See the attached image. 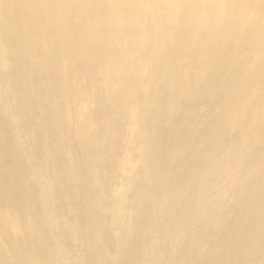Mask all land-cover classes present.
<instances>
[{"label":"bare ground","instance_id":"6f19581e","mask_svg":"<svg viewBox=\"0 0 264 264\" xmlns=\"http://www.w3.org/2000/svg\"><path fill=\"white\" fill-rule=\"evenodd\" d=\"M0 264H264V0H0Z\"/></svg>","mask_w":264,"mask_h":264},{"label":"rangeland","instance_id":"374dc122","mask_svg":"<svg viewBox=\"0 0 264 264\" xmlns=\"http://www.w3.org/2000/svg\"><path fill=\"white\" fill-rule=\"evenodd\" d=\"M231 204V205H230ZM226 205V206H225ZM224 205V207L220 210V214L221 215H226L227 211L229 212V210L231 209V207L233 206L232 200L227 201V203ZM226 207V208H225ZM224 209V210H223ZM224 211V212H222ZM222 212V213H221ZM234 218H231V221H233Z\"/></svg>","mask_w":264,"mask_h":264}]
</instances>
